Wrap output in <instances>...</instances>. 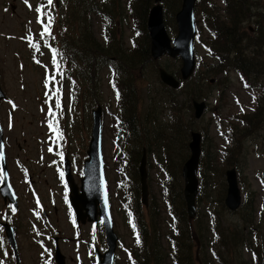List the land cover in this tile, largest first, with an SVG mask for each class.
<instances>
[{
	"label": "trees",
	"instance_id": "16d2710c",
	"mask_svg": "<svg viewBox=\"0 0 264 264\" xmlns=\"http://www.w3.org/2000/svg\"><path fill=\"white\" fill-rule=\"evenodd\" d=\"M64 12L57 15L52 10L48 17L51 38L63 35L62 46L68 53L72 82V98L83 106L101 104L102 81L99 73L105 67L112 68L111 85L117 97L118 114L115 116V131L124 144V151L133 176L130 180L131 198L128 201L130 221L135 225L139 243L134 250L135 264H264L263 218L257 217L256 193L246 190L243 180L244 199L237 213L240 219L223 225L218 211L209 209L206 235H212V246L202 241L204 219L195 222L188 217L183 187L180 178L182 163L190 156L191 133L200 130L203 134L202 155L198 180L197 201L213 198L225 210L224 198L227 191L226 170L243 167L242 158L246 141L264 129V13L254 11L253 0H224L218 10L213 0H198L196 13L206 7L212 46L207 47L208 56L215 62L208 66L198 78L195 74L187 81H181L177 89L160 82L158 96L155 91L143 89L145 69L159 70L160 63L151 56V38L147 28L148 15L155 0H63ZM205 1L208 3L205 5ZM165 22L176 33L175 14L182 0H161ZM55 3L53 7H55ZM204 6V7H203ZM99 16L104 30V41L95 32L93 16ZM130 18L133 35L130 47L126 46L118 21ZM255 22L253 32L244 24ZM252 24V23H251ZM180 61V58H176ZM169 71L181 79L179 66ZM229 71L240 75L244 87L255 88L258 95L252 111L230 117L229 137L219 147L209 137V126L200 127L194 116L193 101L209 99L212 78L221 75L218 81L226 79ZM210 82V83H209ZM227 86V84L225 85ZM149 90V88H148ZM224 89L219 94L223 98ZM158 97V100H157ZM161 105L160 106L157 104ZM185 150L178 162L180 150ZM153 158L161 172L160 192L166 204L167 213L173 221L168 222L170 230L164 233L162 216L156 199L144 207L141 200L139 163L144 153ZM215 176L222 178L223 185ZM240 179V178H239ZM219 185V186H218ZM219 188V189H217ZM146 209V210H145ZM147 211V212H146ZM259 219V220H258ZM167 238V247L163 245ZM246 248L248 258L243 255ZM216 263V264H217Z\"/></svg>",
	"mask_w": 264,
	"mask_h": 264
},
{
	"label": "rangeland",
	"instance_id": "374dc122",
	"mask_svg": "<svg viewBox=\"0 0 264 264\" xmlns=\"http://www.w3.org/2000/svg\"><path fill=\"white\" fill-rule=\"evenodd\" d=\"M53 1L58 2L56 8H53V4H48L47 0H28L27 3L25 0H0V85L6 96L0 103V123L4 130L7 164L10 165H8V169L10 171L11 167L19 192L24 195L26 190V188H23L22 182L18 181L19 178H34L35 183L33 186L42 199L44 201L53 199V205L56 203V208L52 209V221L47 229L52 232L51 236L52 234L56 236L63 235L66 238L64 241L61 240L58 245L60 254L64 257V264H96L92 252L94 245L101 246L100 242L103 237L101 231L103 229L95 227L90 222H82L80 224L82 226L78 228V223L70 212L67 193L64 192V185L66 186V184L59 177L60 170L58 168L61 164L63 169V157L61 158L58 155L56 157L55 150L58 154L61 153L63 149L62 141L48 140L50 136L48 121L57 120V127L62 132L60 136L66 139L65 142L71 154L72 172L76 176L73 177V180L80 188L82 184L79 179L82 176V160L86 157L91 134L92 109L82 105L81 108L72 110L70 88L67 86V81L63 82L55 69V61L48 44L50 41L55 40H57L55 45L60 44L63 41V35L59 33L55 39L44 32L47 21L43 16V10L46 12L54 10L56 14L62 15L64 4L63 0ZM253 1L255 2L253 5L254 11L264 13V0ZM213 2L217 4L219 11L225 5L224 0H213ZM207 4L205 1V5ZM37 9H40V11H37ZM208 11L204 7L203 14L196 13L195 50L198 63L196 75L198 78L203 74L207 75L205 70L215 62L208 56L207 49V47L212 46L208 27ZM92 20L97 38L105 42L101 19L99 16L94 15ZM251 23H245L244 26L247 31L250 26L249 31L253 32L255 22ZM171 24H176V20H172ZM118 25L124 32L123 37L126 46L130 47V38L133 33L131 29L133 24L130 18L119 20ZM169 28L170 35L175 36L176 33ZM42 33L44 34L42 35ZM158 61L160 66L168 70L175 67V65L179 68L182 66L181 60L178 62L176 58L168 56ZM144 72L143 89L145 88L146 92L155 91L154 96H158V92L162 88L158 70L153 71L148 67ZM99 76L102 81L101 105L103 107L105 174L114 231L119 235L121 243L117 248L115 264H132L130 249L137 248L138 243L128 222V201L131 198L130 180L135 176H133L131 167L125 164L122 154L117 149L119 136L115 135L116 132L113 126L116 121L115 116L118 114L117 95L110 84V70L105 67L100 71ZM210 78L213 81L209 82L210 85H205L204 88L212 89V96L206 99L207 107L202 116L203 118L201 117L202 120L201 118L195 119L200 127H205L211 120L210 125H208L209 137L214 140L213 143L221 147L229 137L230 117L252 111L258 91L255 88L244 87L240 75L235 71H229L228 77L221 81H218L222 78L221 75H209L206 79L207 82ZM54 81L58 84L54 85ZM226 84L227 86H225ZM59 85H62L57 89L60 92L56 91L53 96L50 95V93H54L53 87ZM223 89L224 97L219 99V94ZM157 104L160 106V111L161 105L158 101ZM183 155H185L184 149L180 150L178 162H181V156L183 158ZM242 156V165L244 161L245 164L238 169L239 181L243 180L246 183V190H253L256 193L257 217L259 219L260 217L263 218L264 226V129L246 141ZM154 157V154L153 158L146 155L149 200L151 201L155 197L162 216L161 225L164 233H166L170 230L168 222L173 221V219L167 213L163 194L160 192V169L157 166L151 167L150 165V162L155 164ZM181 164L183 163L181 162ZM180 178L183 187L184 180L181 170ZM215 178L223 185L222 178L218 176H215ZM243 188L244 185L240 183V189L244 195L246 190L243 191ZM213 201V198L209 200L202 198V201H197L196 216L198 219H201L200 216L204 219L202 241L207 246V250L210 249V245L212 246L211 233L209 232L205 237L207 227H209V209L210 211L216 210L219 212L221 221L225 226L240 219V214L237 213L238 210L231 211L225 204V210H223ZM49 206H52V204H49ZM195 218L193 219L194 222ZM51 228H53L52 231ZM262 235L264 238V233ZM167 243V238L163 237V245L167 247ZM21 247L23 264H39L38 252L40 248L27 232L22 233ZM2 248L0 245V250ZM44 251L48 253L49 258L50 251L54 253L55 242L53 236L52 240L50 239L44 243L42 254L47 258ZM242 253L248 258L249 254L246 248Z\"/></svg>",
	"mask_w": 264,
	"mask_h": 264
},
{
	"label": "water",
	"instance_id": "95a60500",
	"mask_svg": "<svg viewBox=\"0 0 264 264\" xmlns=\"http://www.w3.org/2000/svg\"><path fill=\"white\" fill-rule=\"evenodd\" d=\"M197 0H182V5L176 13L177 35L172 38L167 30L163 4L161 0H155L154 6L151 8L148 16V30L151 38V56L153 59H159L164 55L173 58L179 57L182 60L180 69L183 80L189 79L196 68L195 54V36L197 32L195 7ZM160 78L163 83L178 88L180 80L164 68H160ZM213 81V80H212ZM4 97V93L0 87V100ZM194 114L200 119L207 107V102L193 101ZM2 129L0 127V145ZM0 146V149H2ZM190 156L182 167V177L184 179V199L187 206L189 219L196 216V198L199 190L198 185V169L202 154V133L193 131L189 142ZM88 158L84 161V177L82 178L81 192L76 184L72 183L69 163L67 166V177L69 178L72 193L71 203L76 210L79 222L89 220H97L100 215L106 234L107 250L101 255L99 264H113L114 255L117 248L118 235L114 231L112 216L110 211V201L107 188V182L104 173V162L102 155V112L99 107L93 111V127L91 140L87 150ZM140 181L142 185V201L148 205V183L146 172V156L141 158L140 162ZM227 191L225 197V205L228 209L235 211L242 204V191L240 189L237 168H229L226 170ZM3 194L6 195L5 187H2ZM12 244L15 246L13 236L9 233ZM64 257L57 250L56 261L58 264H64Z\"/></svg>",
	"mask_w": 264,
	"mask_h": 264
},
{
	"label": "flooded vegetation",
	"instance_id": "af4514ba",
	"mask_svg": "<svg viewBox=\"0 0 264 264\" xmlns=\"http://www.w3.org/2000/svg\"><path fill=\"white\" fill-rule=\"evenodd\" d=\"M8 165L9 163L7 167ZM8 175L9 188L6 190V195L1 191V187L5 181L2 175H0V245L3 247L0 250V264H23L21 247L23 232L29 233L32 240L40 248L38 252L39 264H56L52 251L49 254L50 258L45 251L47 258L42 254L44 243L48 241L50 233L47 228L52 221V209L54 210L56 208L49 206V204L51 205L53 203V199H46V201L42 199L39 192L33 186L35 183L34 178H19L18 181L22 182L23 188H26L24 195H22L16 186L11 167L10 171L8 169ZM10 227H12L14 232L13 240L15 246L8 238L7 230H10ZM52 230L53 228H51ZM52 236L55 242L56 235L52 234ZM65 239V236L62 235L58 239V242L61 240L64 241Z\"/></svg>",
	"mask_w": 264,
	"mask_h": 264
},
{
	"label": "snow or ice",
	"instance_id": "6c2138e0",
	"mask_svg": "<svg viewBox=\"0 0 264 264\" xmlns=\"http://www.w3.org/2000/svg\"><path fill=\"white\" fill-rule=\"evenodd\" d=\"M25 2L27 3L28 2V0H25ZM53 3V0H48V4H52ZM37 11H40V9H37ZM51 23H52V18L51 17H49L48 18V23L47 24H45V27H44V32L45 33H47V34H51V30H50V25H51ZM44 33H42V35H43ZM54 52H55V50H53ZM117 97L119 98V93L117 92ZM57 104H58V102H57ZM51 126V125H50ZM59 134V133H58ZM0 158H2V152H0ZM0 175H2V174H0ZM14 210V209H13ZM37 215H38V213H37ZM133 227H135V225L133 224ZM137 243H139V239H137Z\"/></svg>",
	"mask_w": 264,
	"mask_h": 264
}]
</instances>
